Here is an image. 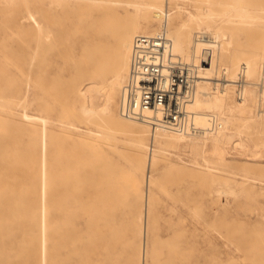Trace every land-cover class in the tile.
<instances>
[{
	"label": "rangeland",
	"instance_id": "obj_1",
	"mask_svg": "<svg viewBox=\"0 0 264 264\" xmlns=\"http://www.w3.org/2000/svg\"><path fill=\"white\" fill-rule=\"evenodd\" d=\"M78 1L56 0L51 7L55 14L70 8L72 17L66 36L45 52L52 64L38 83V28L29 15L41 1L0 0V264H138L146 189L151 192L154 214L148 264H264V161L247 164L250 155L238 152L227 154L231 159L227 165L216 163L209 154V168L200 154L194 155L198 164L194 157L170 148L158 153L150 182L149 169L141 161L152 150L137 152L131 141L134 132L118 128L111 133L109 124L96 114L80 112L73 90L83 84L76 79L74 67L81 56L71 49L72 39L81 34L75 29ZM150 1L117 0L111 5L103 1L89 37L115 49L114 32L135 24L137 6L141 17L136 24L145 25L142 13ZM227 1L163 3L178 9L176 14L182 17L186 12L179 13L178 5L196 10L200 4L225 15L237 10L252 15L249 22L230 23L234 28L230 46L235 52L231 63L243 64L246 55L259 51L249 80L260 89L264 86V0ZM39 95L50 107L49 114L43 112L46 126L25 116L40 111ZM120 99L119 93V111ZM248 104L255 116L243 134L264 151V103L250 100ZM68 123L72 132L62 127ZM243 170L263 181L254 187L240 183L234 187L237 194L220 193L214 200L208 195L210 189L216 195L217 188H230L225 184L229 178L242 180ZM63 186L65 197L60 194ZM61 211L68 213L59 230L60 221L53 218ZM61 236L62 242H56ZM57 253L62 254L58 262Z\"/></svg>",
	"mask_w": 264,
	"mask_h": 264
},
{
	"label": "bare ground",
	"instance_id": "obj_2",
	"mask_svg": "<svg viewBox=\"0 0 264 264\" xmlns=\"http://www.w3.org/2000/svg\"><path fill=\"white\" fill-rule=\"evenodd\" d=\"M40 1L41 4L36 7V11L30 12L29 15L35 20L38 28V39H36L39 44L38 83L41 81L42 72L52 64L49 57L45 56V52L55 48L56 41L66 36L64 32L66 31V26L69 27V21L72 17L70 8L65 11L62 9L58 14L51 10V7L56 6V0H52L49 3H45V0ZM103 1L111 5L115 4L117 0H79L75 11V19L78 21L75 29L83 34L77 36V39H72L71 46V49L78 54L77 56H81L77 58L74 67L76 79L83 84L77 85V89L73 90V102L81 104L80 112L85 116L96 114L98 118L109 124L111 133H114L113 131L118 128L134 132L135 135L131 139L134 149L137 152H141L144 148L152 150V153L150 152L151 154L148 157L145 156L141 161V165L149 169L150 182H152L151 178L155 176L152 172L153 165H156L159 161L160 156L158 153L170 148H177L179 153L183 152L192 157L200 154L209 168H212L208 163L209 158H207V155L209 154L214 157L216 163L227 165H229L228 162L231 160H227V154L238 152L250 155L246 161L247 164L263 162L264 151H261L257 147L258 143L253 142L252 139H245L246 135L244 136L243 134L244 127H250L249 122L255 116L254 107L248 104L249 101L251 100L253 103L262 101L264 103V86H260L259 89L254 85V81L249 80L251 73L257 67L261 53L256 50L253 55H246L247 59L244 57L243 64L239 63L236 65V62L231 63L235 52L234 50L232 51L230 46L232 43L231 38L234 36V28H232L230 23L236 20H239V23H245L250 17L252 18V15L241 10L225 15V12L214 7L203 8L200 4H197L196 10L190 9L187 5H178L179 13H182L181 11L186 12V15L182 17V14H176L178 9L170 7L168 3H163L164 0H151L148 2V8L142 13L145 25L136 24V19L141 17V8L137 6V11L133 16L135 24L133 26L124 25L123 28L114 32L116 43L114 45L115 49L111 50L109 46L101 45L96 39L89 37L90 29L95 25L96 10H102ZM167 1L169 0H165V2ZM220 2L223 3V0H220ZM226 2L228 3L229 1L226 0ZM107 7L113 8L112 6ZM150 27L155 30H151ZM67 30V37L70 38V28H67ZM194 30L203 33L204 37H198V31L194 33ZM161 32H165L168 38L172 40L174 50L182 60L196 66L198 74L196 78L197 91L190 107L196 111L197 121L203 126H208L209 124V113H217L222 125L215 132L185 134L162 128L154 129L149 122L125 117L120 112L121 109L120 111L117 109V96L119 93L122 94L123 86L129 74L134 37L137 34L154 35ZM35 52H37V49ZM74 52L71 55H74ZM46 61L47 65H44ZM241 69L244 99L239 102L236 99L235 89H229L228 87L235 86V81L239 78ZM262 77L264 78V71L262 72ZM261 80L263 79L261 78ZM37 101L40 105H38L40 111L33 114L25 112V116H28L33 121L41 120L46 126L48 120L43 112L49 114L50 107L48 103L43 101L42 95H39V98L37 97ZM259 105L261 104L259 103ZM262 114L264 116V112ZM257 115L259 114L257 113ZM262 123H264V117ZM45 126L44 129L46 128ZM62 127L68 132H72L70 123L68 125L63 124ZM179 157H181V154H179ZM194 160L198 164L201 163L195 157ZM241 175L242 180L227 179L225 184L229 185L230 188H226V186L217 188L218 192L215 190L217 196L214 195V190L212 189L207 192L208 195L214 200V197L218 198L220 193L235 192L234 187L240 183H250L254 187L259 180L263 181L261 176L248 171L244 172L243 170ZM60 194L61 196H66L67 190L65 186L61 189ZM150 194V190L146 189L142 196L140 226L142 236L138 264H140V258L141 264H148V257L153 251L150 231L154 214L153 201ZM67 213V211L66 213L61 211V214H56L53 218L54 222L60 221L58 223L60 224L59 230L67 217ZM29 242L33 245L32 240ZM56 242H62V236L61 240L58 239ZM61 256L62 254L60 253L56 254L57 262L62 258Z\"/></svg>",
	"mask_w": 264,
	"mask_h": 264
},
{
	"label": "built area",
	"instance_id": "obj_3",
	"mask_svg": "<svg viewBox=\"0 0 264 264\" xmlns=\"http://www.w3.org/2000/svg\"><path fill=\"white\" fill-rule=\"evenodd\" d=\"M198 37H204L198 33ZM197 68L176 54L165 32L137 34L133 39L129 74L123 86L120 109L125 117L145 120L154 128L185 134H206L221 127L217 113L200 125L191 109L197 91ZM237 101L244 99L242 69L235 81Z\"/></svg>",
	"mask_w": 264,
	"mask_h": 264
}]
</instances>
